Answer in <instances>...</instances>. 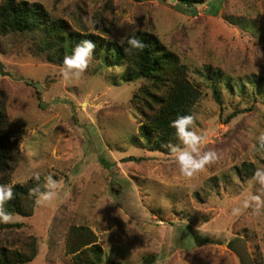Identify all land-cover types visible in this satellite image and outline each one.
<instances>
[{
	"label": "rangeland",
	"instance_id": "obj_1",
	"mask_svg": "<svg viewBox=\"0 0 264 264\" xmlns=\"http://www.w3.org/2000/svg\"><path fill=\"white\" fill-rule=\"evenodd\" d=\"M24 1L42 4L71 30L122 45L137 31L154 34L199 85L191 129L204 137L201 150L218 158L190 178L181 175L170 149L150 150L135 139L143 118L134 94L143 79L126 82L122 67L93 58L84 73L69 70L65 78L63 65L36 48L39 33L0 35V61L10 73L0 74L12 140L8 184L38 174L46 188L31 215L0 223V247L22 249L32 236L37 253L25 264H71L67 232L84 225L103 250L102 264H264V209L257 212L251 200L264 199V185L236 173L246 161L264 168V0L194 7L176 0ZM88 18L97 21L92 29ZM172 146L185 147L179 140ZM45 193L56 196L38 203ZM245 200L249 207L233 217ZM190 230L211 243L195 245Z\"/></svg>",
	"mask_w": 264,
	"mask_h": 264
},
{
	"label": "trees",
	"instance_id": "obj_2",
	"mask_svg": "<svg viewBox=\"0 0 264 264\" xmlns=\"http://www.w3.org/2000/svg\"><path fill=\"white\" fill-rule=\"evenodd\" d=\"M167 1V0H162ZM181 5L194 7L203 0H176ZM40 34L36 48L46 53L49 61L63 65L77 43L88 39L95 43L92 58L104 67H122V80L126 82L143 79L144 84L134 94L141 107L142 122L135 139L150 150L166 151L177 139L170 121L178 115L192 114V107L200 96L199 85L188 77L187 67L179 63L177 56L165 49L152 33L137 31V37L146 45L143 50L132 48L90 32L71 30L61 19H52L42 4L24 0H2L0 2V35L10 33ZM214 98L220 101L218 89L213 87ZM0 185L8 184L11 136L5 112L4 94L0 91ZM193 115V114H192ZM191 128V126H190ZM256 168L251 162H243L236 168L239 176L253 177ZM42 177L30 179L25 184H14L13 198L0 206V210L21 216L31 215L35 199L45 191ZM16 225V224H15ZM195 245L211 243L210 240L190 230ZM22 249L0 247V264H25L37 253L36 239H27ZM65 252L71 256V264H102L103 250L92 230L84 225H72L67 232ZM111 264H117L115 262Z\"/></svg>",
	"mask_w": 264,
	"mask_h": 264
},
{
	"label": "clouds",
	"instance_id": "obj_3",
	"mask_svg": "<svg viewBox=\"0 0 264 264\" xmlns=\"http://www.w3.org/2000/svg\"><path fill=\"white\" fill-rule=\"evenodd\" d=\"M19 2V0H18ZM86 26L89 29L95 27L97 21L88 18ZM127 42L132 48L143 50L146 45L141 42L137 37L128 35ZM122 39L120 43H123ZM96 45L93 41L84 39L77 43L70 55H67L63 59V75L65 78L68 75L69 70H74L77 75L84 73L92 58L93 51ZM194 125V116L192 114L178 115L174 120L170 121L169 126L175 129V135L179 141L185 147L172 146L169 144L167 147L170 152L174 155L176 164L178 165L179 172L185 177H192L200 170L204 169L207 165L215 162L218 158V153L214 150L202 151L201 143L204 139L202 135L197 134L193 131L190 126ZM260 140L264 142V135L260 137ZM39 175L35 176V179L39 180ZM254 178L261 184L264 185V168H257L254 172ZM48 183L51 187H56V182L52 180V177H48ZM13 184L0 185V206L4 205L5 202L13 198ZM55 193H45L42 196L41 201L38 203L44 204V202H51L55 198ZM251 200L256 202V211L260 212L264 209V199L259 195H253ZM249 207V201L243 202V208L234 207L231 210L233 217H239L243 214V210ZM13 220V215L0 210V223H9Z\"/></svg>",
	"mask_w": 264,
	"mask_h": 264
},
{
	"label": "water",
	"instance_id": "obj_4",
	"mask_svg": "<svg viewBox=\"0 0 264 264\" xmlns=\"http://www.w3.org/2000/svg\"><path fill=\"white\" fill-rule=\"evenodd\" d=\"M0 74L1 75H7L9 76L10 73L9 72H5L4 68H3V63L0 61Z\"/></svg>",
	"mask_w": 264,
	"mask_h": 264
}]
</instances>
